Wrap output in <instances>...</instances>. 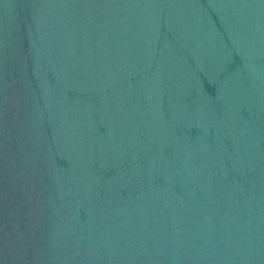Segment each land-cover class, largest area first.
<instances>
[{
	"label": "water",
	"instance_id": "95a60500",
	"mask_svg": "<svg viewBox=\"0 0 264 264\" xmlns=\"http://www.w3.org/2000/svg\"><path fill=\"white\" fill-rule=\"evenodd\" d=\"M0 264H264V0H0Z\"/></svg>",
	"mask_w": 264,
	"mask_h": 264
}]
</instances>
